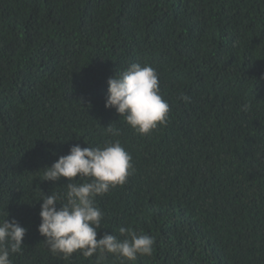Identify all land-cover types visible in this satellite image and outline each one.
<instances>
[{"label":"trees","instance_id":"trees-1","mask_svg":"<svg viewBox=\"0 0 264 264\" xmlns=\"http://www.w3.org/2000/svg\"><path fill=\"white\" fill-rule=\"evenodd\" d=\"M136 62L170 105L148 135L105 107L108 79ZM85 139L131 153L133 195L118 185L96 202L109 231L155 237L140 264H264V0H0V219L28 229L12 264L88 263L38 231L40 198L69 182L43 168Z\"/></svg>","mask_w":264,"mask_h":264},{"label":"clouds","instance_id":"clouds-1","mask_svg":"<svg viewBox=\"0 0 264 264\" xmlns=\"http://www.w3.org/2000/svg\"><path fill=\"white\" fill-rule=\"evenodd\" d=\"M107 83L105 107L114 108L138 134L148 135L167 122L170 105L161 94L159 74L152 65L131 63ZM180 98L190 102L186 94L182 93ZM106 132L116 137L121 135L111 123ZM43 169L41 180H69L64 192L52 191L40 198L38 231L54 255L62 254L64 260H72L81 259L73 255L80 253L88 257V263L95 255V264H102L109 255L115 258L116 264H140L155 254L154 236L124 226L119 232L109 231L104 225L105 213L97 206L96 197L118 185H126L125 190L133 195L134 189L126 182L133 175L132 156L119 139L98 146L74 144L67 155H61ZM138 182L153 196L149 182L141 178ZM125 204L140 212L145 207L136 198ZM8 215L0 219V264H12L10 256L22 253L28 230L15 218L9 221Z\"/></svg>","mask_w":264,"mask_h":264}]
</instances>
